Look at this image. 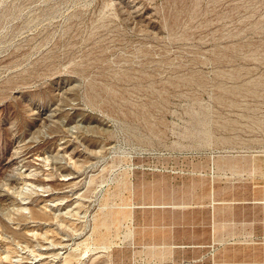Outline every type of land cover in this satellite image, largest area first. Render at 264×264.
<instances>
[{"label": "rangeland", "instance_id": "1", "mask_svg": "<svg viewBox=\"0 0 264 264\" xmlns=\"http://www.w3.org/2000/svg\"><path fill=\"white\" fill-rule=\"evenodd\" d=\"M0 264H264V0H0Z\"/></svg>", "mask_w": 264, "mask_h": 264}, {"label": "bare ground", "instance_id": "2", "mask_svg": "<svg viewBox=\"0 0 264 264\" xmlns=\"http://www.w3.org/2000/svg\"><path fill=\"white\" fill-rule=\"evenodd\" d=\"M62 153V152H61ZM70 157V156H69ZM72 173V172H71ZM65 184H67V182H65Z\"/></svg>", "mask_w": 264, "mask_h": 264}]
</instances>
